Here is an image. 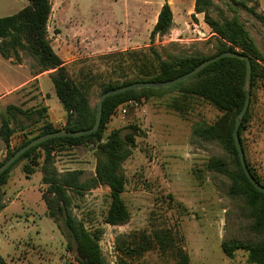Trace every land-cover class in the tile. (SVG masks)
Segmentation results:
<instances>
[{
  "label": "rangeland",
  "instance_id": "rangeland-1",
  "mask_svg": "<svg viewBox=\"0 0 264 264\" xmlns=\"http://www.w3.org/2000/svg\"><path fill=\"white\" fill-rule=\"evenodd\" d=\"M51 1L53 9L48 29L52 43L70 60L72 77L90 84L94 105L101 95L102 81L123 79L125 73L128 77L135 74L126 63L115 69L106 54L147 49L151 45L164 55L182 49L214 51L216 38L205 14L195 11V0H168L174 13V27L163 36L156 35L154 41L151 31L166 0ZM236 1H244L256 12L264 13V0H213L209 13L221 18L237 12L264 53V24ZM26 3L27 0H0V17L17 12ZM4 59L0 53V69L6 63ZM24 62L29 67L32 61L27 58ZM27 73L21 71V75ZM51 95L48 90H40L38 81H33L0 101V112L13 119L7 113L9 103L24 109L49 104L58 116L54 125L62 127L67 114H62L64 107L56 94L53 98ZM138 100L139 105L129 107L124 118L113 115L105 132L106 137L112 129L121 128V135H125L132 124L140 128L132 154L123 163L126 185L122 196L130 209V220L123 225L104 221L110 203L107 185L73 197L74 212L86 227L93 231L102 229L100 245L107 259L117 264L120 252L116 241L122 233H145L154 239L155 232L171 230L176 236V246L184 247L189 253L191 264H255L247 261L246 250L238 249L234 258H228L221 247L224 237L245 238L250 232L244 201L229 195L228 177L208 168L212 157L230 162L232 157L219 143L202 142L193 137L196 125L214 122L222 111L198 96L187 100L179 97L184 101V112L178 110L172 105L177 101V92L173 91ZM250 102V119L243 133L244 148L252 168L264 181L263 79L255 85ZM13 120L16 127L21 124L28 127L17 128L10 140L14 143L11 149L20 143L24 134H37L44 122L32 124V119L21 114ZM53 154L55 165L61 171L85 169L89 176L96 170V150L89 143L62 147ZM23 163L22 160L13 167L9 179L0 187L1 255L8 264H79L77 252L68 247L66 237L47 213L41 195L46 185L40 168L27 176L20 168ZM175 250L153 248L131 262L178 264Z\"/></svg>",
  "mask_w": 264,
  "mask_h": 264
},
{
  "label": "trees",
  "instance_id": "trees-1",
  "mask_svg": "<svg viewBox=\"0 0 264 264\" xmlns=\"http://www.w3.org/2000/svg\"><path fill=\"white\" fill-rule=\"evenodd\" d=\"M236 4L246 6L247 10L264 24V13L256 12L244 1H236ZM212 5L213 0H195V11L205 14V19L216 38L213 52L206 53L201 48H197L192 52L182 49L180 52L171 51L164 55L156 46L151 45L147 49L106 54L114 62L115 69L126 63L135 74L128 77L125 73L123 79L102 81L100 93L138 80L173 79L193 69L205 59L232 50L246 54L251 59L252 96L258 80H264V53L237 12L234 11L230 16L214 18L209 13ZM52 9L51 0H27L17 12L0 17V53L16 63H25L24 59L30 58L32 62L29 68L34 75L49 72L55 94L67 111L66 122L62 127L51 123L47 119L46 105L24 109L9 104L7 113L11 114L13 119L17 118V114H21L32 119V124L44 122L37 134H24L14 149L9 148L7 155L0 160V165L34 137L61 128L85 129L93 126L95 122L97 104L91 102L90 84L88 85L83 79L72 77L69 65L53 47L48 29ZM174 24L172 6L166 0L151 31V40L154 41L156 35L163 36L169 33ZM122 67L124 70L125 66ZM246 73L245 59L226 56L208 64L198 73L175 85L163 88H137L111 95L104 101L102 120L97 131L81 136L53 137L31 147L0 175V187L7 182L11 170L20 161H24L22 167L27 176L39 167L42 172V182L46 185L42 191V198L46 203L47 213L66 237L68 247L77 252L79 264H111L100 245L102 229L96 228L93 231L86 227L74 212L73 206L74 195L82 194L99 185H107L110 188V203L104 221L111 225H123L130 220L131 212L122 196L126 185L123 163L132 154L140 128L132 124L131 130L125 135H121V128H115L105 137L108 122L119 106L131 99L150 98L173 91L177 92V101L172 105L184 112V101L180 100L198 96L217 107L222 111V115L210 124L196 125L193 137L202 142L219 143L230 153L231 162L222 157H212L208 168L228 177L229 195L244 201V215L250 219V232L245 238L224 237L221 247L228 258H234L236 250L244 249L247 251L248 262L264 264V192L258 190L246 175L233 134L237 114L245 103ZM250 108L251 102L239 128L243 148V133L250 119ZM34 113H37L38 117L33 118ZM13 119L4 117L0 126V137L7 144L17 128L25 130L28 127L26 124L16 127L12 124ZM87 143L96 150L97 164L94 173L87 176L88 172L85 169L61 171L57 168L54 150ZM247 163L254 177L264 185V181L254 171L248 159ZM175 243L176 236L171 230L155 232L154 239L145 233L137 235L122 233L118 235L116 241L120 252L117 264H132V259L141 257L145 252L157 247L161 250L176 248L178 264H191L187 250L182 246H176ZM0 264H8L1 253Z\"/></svg>",
  "mask_w": 264,
  "mask_h": 264
},
{
  "label": "water",
  "instance_id": "water-1",
  "mask_svg": "<svg viewBox=\"0 0 264 264\" xmlns=\"http://www.w3.org/2000/svg\"><path fill=\"white\" fill-rule=\"evenodd\" d=\"M226 56H232V57H239L242 59L246 60V66H247V73H246V77H245V82H244V91L246 94V98H245V103L242 107V109L239 111V113L237 114L236 117V122H235V126H234V139H235V143L239 152V156H240V160L243 166V169L246 173V175L248 176V178L251 180V182L256 186V188L262 192H264V185L262 183H260L252 174L248 163H247V159L245 156V151L240 139V135H239V128L240 125L243 121L244 115L246 113V111L249 108L250 105V101H251V89H252V63H251V59L248 55L240 53L238 51H232V50H226L223 51L213 57H210L208 59H205L204 61L200 62L197 66H195L193 69L189 70L186 73H183L173 79H169V80H138V81H134L128 84H124V85H120L114 88H111L109 90L104 91L100 97L99 100L97 102V108H96V119L95 122L93 124V126L89 127V128H85V129H80V130H68L65 128H61L55 131H51V132H47L44 133L42 135H39L37 137H34L33 139H31L28 143L24 144L23 146H21L20 148H18L8 159H6L1 165H0V175L5 172L23 153H25L27 150H29L31 147L45 141L48 140L50 138L53 137H58V136H81L84 134H90L93 133L95 131L98 130L101 120H102V115H103V105H104V101L107 97L114 95V94H118V93H122L128 90H132V89H137V88H146V87H150V88H163V87H167V86H171V85H175L180 81H183L187 78H189L190 76L198 73L200 70H202L204 67H206L208 64L222 58V57H226Z\"/></svg>",
  "mask_w": 264,
  "mask_h": 264
},
{
  "label": "crops",
  "instance_id": "crops-1",
  "mask_svg": "<svg viewBox=\"0 0 264 264\" xmlns=\"http://www.w3.org/2000/svg\"><path fill=\"white\" fill-rule=\"evenodd\" d=\"M53 47H54V45H53ZM55 50L57 51L56 48H55ZM57 53L64 59L66 64H69L70 60H67L66 57H64L59 51H57ZM4 60H5L4 62H6V63L0 69V101H3L5 98L16 94V92H18L19 90H21L22 88H24L26 85H28L29 83H31L33 81L39 82L41 91H46V90L50 91L52 94L50 98L55 97V93H54L55 91L52 92V90H54V85L51 84V82H50V80L52 81V79H51L48 71L34 75L30 71V69L26 63H16V62H13L11 59H7V58H5ZM22 70H24V72L26 70V72H28L27 75H25V74L21 75ZM9 104H11V103H9ZM46 106H47V119H49L50 122L53 124L58 122L57 121L58 116H56L53 113L54 108L53 109L50 108L49 104H47ZM57 111H59L58 113H61L60 110H57ZM62 114H65V115L67 114V111L65 110V108H64V111H62ZM4 115L5 114H2V112H0V126L2 124L4 117L9 118L7 114H6L7 116H4ZM55 126H57V125H55ZM57 127H59V126H57ZM11 137H10V140H11ZM10 140H9V142H10ZM5 144H6V148H4ZM7 148H10V145L7 144L3 140V138L0 137V160H1V156L4 154V152L7 150ZM20 168L23 170L22 165L20 166ZM10 182L14 183V180L13 181L10 180ZM8 206L9 205H7L5 208L7 209Z\"/></svg>",
  "mask_w": 264,
  "mask_h": 264
},
{
  "label": "built area",
  "instance_id": "built-area-1",
  "mask_svg": "<svg viewBox=\"0 0 264 264\" xmlns=\"http://www.w3.org/2000/svg\"><path fill=\"white\" fill-rule=\"evenodd\" d=\"M138 105H139L138 99L128 100L119 106L117 112L114 115L115 116L118 115L120 118H124L126 116V113L129 110V107L138 106ZM12 146H14V143L10 141V147L12 148ZM6 153H7V150L4 152L3 157H5Z\"/></svg>",
  "mask_w": 264,
  "mask_h": 264
}]
</instances>
